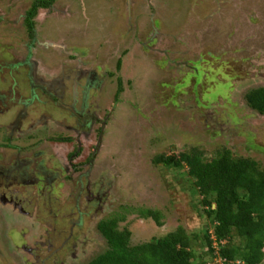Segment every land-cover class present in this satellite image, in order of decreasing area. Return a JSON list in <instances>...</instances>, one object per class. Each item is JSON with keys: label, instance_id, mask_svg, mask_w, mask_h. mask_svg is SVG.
Listing matches in <instances>:
<instances>
[{"label": "rangeland", "instance_id": "374dc122", "mask_svg": "<svg viewBox=\"0 0 264 264\" xmlns=\"http://www.w3.org/2000/svg\"><path fill=\"white\" fill-rule=\"evenodd\" d=\"M30 2L16 3L26 10ZM53 2L35 20L40 33L46 22L42 39L49 33L56 42L71 44L72 53H84L83 67L101 69L107 76L102 78V96L90 100V110L95 112L100 104L111 134L104 140L102 167L91 175L92 181L105 177L100 190L106 193V208L96 212L87 207L94 217L77 229L62 228L42 256L50 254L49 263L86 264L107 249L99 222L122 215L119 229L130 230L133 246L182 226L198 235L197 264L201 257L205 264H223L207 253L202 241L207 227L213 231L211 219L187 168L166 167L156 158L179 157L193 147L210 158L226 147L234 156L251 157L264 167V115L246 99L251 89L264 87V0ZM7 23L0 26V46L5 45V54L26 58L27 45L17 39L22 33L12 32ZM67 52L60 58L58 50L46 54V63L63 61L65 70L71 68L75 63L67 61ZM90 60L94 64H88ZM57 64L47 71L61 69ZM120 81L123 90L118 92ZM146 209L161 212L162 225L141 216ZM70 217L78 218V213ZM63 246L69 250L50 257ZM75 246L78 258L73 259Z\"/></svg>", "mask_w": 264, "mask_h": 264}, {"label": "flooded vegetation", "instance_id": "af4514ba", "mask_svg": "<svg viewBox=\"0 0 264 264\" xmlns=\"http://www.w3.org/2000/svg\"><path fill=\"white\" fill-rule=\"evenodd\" d=\"M17 1L0 0V26L8 20L12 32L22 33L17 39L28 52L26 58L13 57L0 46V264H55L46 261L50 254L42 256L54 245L51 239L64 227L72 230L91 220L87 207L98 212L107 205L100 190L105 177L92 181L91 175L105 159L110 121L101 116L100 104L90 110V100L102 96L107 76L101 69L83 67L84 53H72L71 44L56 42L49 33L42 39L46 22L40 33L35 20L54 0H31L26 10ZM54 49L59 58L67 50V61L75 65L65 70L63 61L46 63V54ZM52 64L61 69L48 72ZM75 212L78 218L70 217ZM63 249L69 250L63 246L50 257ZM73 249L71 257L78 258L79 249Z\"/></svg>", "mask_w": 264, "mask_h": 264}, {"label": "trees", "instance_id": "16d2710c", "mask_svg": "<svg viewBox=\"0 0 264 264\" xmlns=\"http://www.w3.org/2000/svg\"><path fill=\"white\" fill-rule=\"evenodd\" d=\"M122 90L120 81L118 92ZM246 99L264 115V87L251 89ZM156 161L176 170L187 168L191 185L202 196L203 211L211 219L213 231L207 227L202 241L212 258L219 257L223 264H264V167L257 160L234 156L226 147L208 158L193 147L179 157L159 155ZM141 216L153 217L162 225L159 211L141 210ZM124 218L116 215L99 222L107 249L86 264H195L200 258L198 235L182 226L160 238L131 245L130 230L119 229ZM200 264H205L202 257Z\"/></svg>", "mask_w": 264, "mask_h": 264}]
</instances>
